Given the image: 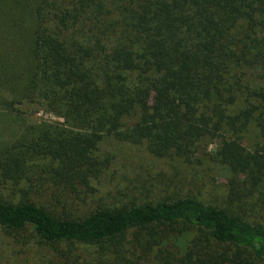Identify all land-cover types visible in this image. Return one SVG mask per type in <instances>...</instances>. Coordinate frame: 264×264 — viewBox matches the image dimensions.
<instances>
[{"label": "trees", "instance_id": "trees-1", "mask_svg": "<svg viewBox=\"0 0 264 264\" xmlns=\"http://www.w3.org/2000/svg\"><path fill=\"white\" fill-rule=\"evenodd\" d=\"M0 118L26 264H264V0H0Z\"/></svg>", "mask_w": 264, "mask_h": 264}, {"label": "rangeland", "instance_id": "rangeland-1", "mask_svg": "<svg viewBox=\"0 0 264 264\" xmlns=\"http://www.w3.org/2000/svg\"><path fill=\"white\" fill-rule=\"evenodd\" d=\"M19 107L22 110L23 114L25 115V118L32 125H40L41 123L62 122L61 118L57 117L56 115L48 112L44 108L39 107L37 105L27 104V105H21ZM20 135H21V132L17 131L16 126L12 122H9V120L6 121L5 118H0V146L4 145V143H7L11 139L13 140L17 138ZM114 145H116L114 144V142L104 143L103 148L108 149L113 154H115V152L118 149H120L118 150V152H116V154L122 152L123 156L125 157H128L130 155L129 150L131 148H128V147L121 148L120 145H116V146ZM132 150L133 152L136 151L134 149ZM144 162L148 163L147 159H145ZM149 164L153 167L154 174L164 168H166V171L171 170L168 167H166L164 162L162 161L157 162L151 159V162ZM137 169L135 168V166H132L128 170L129 174L131 175V177H129L131 180H134L135 176L139 174L140 171ZM223 177H224L223 172L216 175L218 184H223L221 183L223 181L225 182L226 176L224 178ZM24 250L25 249L21 245H17L15 247L14 245L8 244L7 241L3 240L1 233H0V264H26L24 260H21V256H18V255H22V254H19V252H23Z\"/></svg>", "mask_w": 264, "mask_h": 264}]
</instances>
